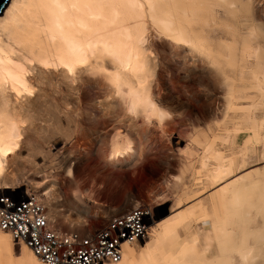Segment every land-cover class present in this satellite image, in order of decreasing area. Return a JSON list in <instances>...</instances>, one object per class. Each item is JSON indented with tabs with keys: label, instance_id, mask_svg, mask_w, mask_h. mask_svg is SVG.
I'll return each instance as SVG.
<instances>
[{
	"label": "bare ground",
	"instance_id": "6f19581e",
	"mask_svg": "<svg viewBox=\"0 0 264 264\" xmlns=\"http://www.w3.org/2000/svg\"><path fill=\"white\" fill-rule=\"evenodd\" d=\"M258 1L261 8L254 0H7L0 11V197L31 200L27 232L63 236L52 222L51 190L42 193L49 217L35 194L13 188L19 184L8 163L37 130V99L52 90L74 100L90 87L100 95L92 146L111 138L107 168L94 169L95 180L105 184L113 178L109 162L128 166L139 156L134 138L167 132L173 122L192 124L172 182L175 205L186 206L161 221L146 217L144 237L122 241L119 257L104 264H264V170L237 174L256 147L264 150V21L258 17L264 1ZM253 89L257 99L242 98ZM212 90L213 103L206 97ZM242 100L251 111H239ZM213 111V127L198 128ZM110 117L114 124L106 127ZM226 179L201 199L204 189ZM52 261L20 238L17 227L0 223V264Z\"/></svg>",
	"mask_w": 264,
	"mask_h": 264
},
{
	"label": "rangeland",
	"instance_id": "374dc122",
	"mask_svg": "<svg viewBox=\"0 0 264 264\" xmlns=\"http://www.w3.org/2000/svg\"><path fill=\"white\" fill-rule=\"evenodd\" d=\"M253 3L259 7L262 5V2L258 0H254ZM258 17L264 21V9L258 11ZM221 31L216 28V32L222 35ZM160 50L168 54L171 51L167 47H160ZM184 77L185 75H181L180 79ZM81 90L79 95H75L74 100L64 101L62 94L48 90L50 93L48 97H40L35 101L37 104L35 103L34 106V120L37 130L29 132L30 134L22 143L24 147L18 151L19 157L8 163V170L15 173L17 184H19V187L13 188L35 194L45 205L48 215L47 199L42 193L51 190L52 200L49 202L55 208L52 222L63 231L83 230L85 227L88 230L96 229L103 226L111 216L130 210L134 206L145 209L151 223L161 221L182 210L186 205H175L173 200L175 189L172 182L185 161L182 151L187 144V136L192 124L179 125L173 122L172 129L170 128L167 132L156 131L150 134L151 136L147 135L139 140L133 137L139 149L137 150L139 156L133 164L128 166L124 164V161L113 166L109 162L112 168L107 172L113 178L109 184L106 183L108 186L104 190L106 184L95 180L97 173L94 169L98 167L99 174L103 172L105 166L107 168V165H104L106 164L104 156L106 149L110 146L108 144L111 138L110 136L103 138L98 144L99 148L98 146L93 148L91 127L95 123L93 117L97 113V97L100 95L90 87H84ZM256 90L253 89L248 94H244L242 98L257 99L259 93ZM215 93L212 90L206 96L212 103ZM63 94L67 95L66 89ZM193 102L197 107L198 100ZM252 108L249 101L242 100L239 111L249 112ZM215 112H208L209 116L207 115L205 122L200 123V126L195 125L198 128L210 125L212 128ZM112 119L114 117L105 118L106 127L114 124ZM140 125L138 121L136 127ZM121 129L126 133L124 128ZM161 147L170 150H161ZM129 153L131 151L125 155L124 160L128 159ZM69 168L71 173L67 172ZM255 170H264V150L260 146L255 148L247 164L237 174ZM184 175V183L190 185V174L184 173ZM228 180L230 179L204 189L200 195L201 199L204 197L206 199L210 191L215 192ZM15 246L18 247V243Z\"/></svg>",
	"mask_w": 264,
	"mask_h": 264
},
{
	"label": "built area",
	"instance_id": "2783aa9c",
	"mask_svg": "<svg viewBox=\"0 0 264 264\" xmlns=\"http://www.w3.org/2000/svg\"><path fill=\"white\" fill-rule=\"evenodd\" d=\"M17 196L0 197L3 208L0 211L2 226L17 227L22 238L36 253L49 256L51 264H104L108 260L119 257L120 244L124 240H141L146 233V210H129L127 214L111 217L107 224L91 234V236L71 235L61 231L63 236L53 232H27L29 223L28 206L31 200L25 202L16 200ZM16 200V201H15ZM38 207H31L32 221L38 223L36 214ZM143 209V208H142ZM29 216V217H28ZM26 223V224H25ZM24 227V230L22 229ZM68 236H73L67 240ZM77 235V236H76Z\"/></svg>",
	"mask_w": 264,
	"mask_h": 264
},
{
	"label": "water",
	"instance_id": "95a60500",
	"mask_svg": "<svg viewBox=\"0 0 264 264\" xmlns=\"http://www.w3.org/2000/svg\"><path fill=\"white\" fill-rule=\"evenodd\" d=\"M6 2H7V0H0V11L4 7V5H5Z\"/></svg>",
	"mask_w": 264,
	"mask_h": 264
}]
</instances>
